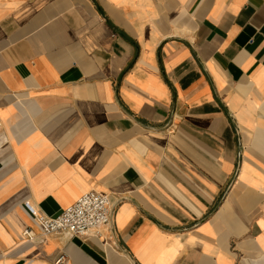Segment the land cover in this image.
<instances>
[{
	"label": "crops",
	"instance_id": "obj_1",
	"mask_svg": "<svg viewBox=\"0 0 264 264\" xmlns=\"http://www.w3.org/2000/svg\"><path fill=\"white\" fill-rule=\"evenodd\" d=\"M90 190L112 226L41 243ZM62 254L264 264V0H0V264Z\"/></svg>",
	"mask_w": 264,
	"mask_h": 264
},
{
	"label": "built area",
	"instance_id": "obj_2",
	"mask_svg": "<svg viewBox=\"0 0 264 264\" xmlns=\"http://www.w3.org/2000/svg\"><path fill=\"white\" fill-rule=\"evenodd\" d=\"M114 204L110 195L90 190L56 216L40 213L29 202L26 207L41 229L40 242L43 243L49 235L56 233L67 237H101L103 229L112 224ZM25 235L33 239L29 229L25 231ZM66 261L67 255L62 254L55 264H64Z\"/></svg>",
	"mask_w": 264,
	"mask_h": 264
},
{
	"label": "water",
	"instance_id": "obj_3",
	"mask_svg": "<svg viewBox=\"0 0 264 264\" xmlns=\"http://www.w3.org/2000/svg\"><path fill=\"white\" fill-rule=\"evenodd\" d=\"M114 211H115V206H114L113 215H112V224H113ZM112 224H111V226H112Z\"/></svg>",
	"mask_w": 264,
	"mask_h": 264
}]
</instances>
